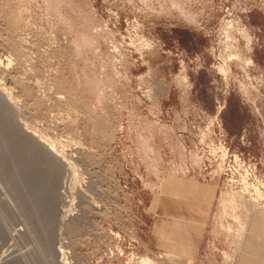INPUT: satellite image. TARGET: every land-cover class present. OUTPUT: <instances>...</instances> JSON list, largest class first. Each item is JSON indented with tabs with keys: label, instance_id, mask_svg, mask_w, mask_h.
I'll use <instances>...</instances> for the list:
<instances>
[{
	"label": "rangeland",
	"instance_id": "obj_1",
	"mask_svg": "<svg viewBox=\"0 0 264 264\" xmlns=\"http://www.w3.org/2000/svg\"><path fill=\"white\" fill-rule=\"evenodd\" d=\"M0 102L61 175V264H193L152 231H192L195 194L202 255L235 264L264 212V0H0ZM5 128L0 264H56Z\"/></svg>",
	"mask_w": 264,
	"mask_h": 264
},
{
	"label": "bare ground",
	"instance_id": "obj_2",
	"mask_svg": "<svg viewBox=\"0 0 264 264\" xmlns=\"http://www.w3.org/2000/svg\"><path fill=\"white\" fill-rule=\"evenodd\" d=\"M236 59V58H235ZM251 64V63H250ZM247 65V64H246ZM220 70H224V67L223 68H220ZM11 97V96H10ZM1 103V102H0ZM9 103V102H8ZM2 124H4V127L6 126V130L7 132L10 133V136L12 139V142L15 143H18V145L21 144V146L31 152L33 155H34V162H32V160H25V161H20L19 164L21 165L20 167L22 168H29L28 166H34L33 168H31L29 171H26L24 172V177H20L18 179V183L20 185V194H21V200L23 198V202L26 204L25 207H22L23 208H26V206L30 207L31 211L33 212V215L39 220V226H40V229L42 230L41 231V235L43 236V240H44V247L50 252H52L54 255L53 257L56 258V264H61L60 263V259L59 257L61 258L62 256L60 255L59 256V253H61V251L58 250V248L56 247V251H55V246H54V240L56 238V235H55V232H53V227H55V223L57 222V219L59 217V215H62L61 212L63 209H60L58 204L61 203V201L63 202L66 198V196L64 197V195L66 194H62L63 193V190H62V193L61 191H58L59 188L58 187V178H61V175L59 174V171H58V175L57 176V170L56 171H53V168L54 166L53 163H51V160H50V157L51 155H49L46 150H42V146L38 144L39 141H35L32 140L30 138V134H32L30 131L29 133H27V131H25V129L21 128V126L15 122L14 118H11L9 116V112L8 110L2 106L0 104V126H2ZM25 128V127H24ZM38 136V135H37ZM41 141V139H40ZM43 142V140H42ZM46 143V142H45ZM7 141L5 142L4 140H0V145L1 146H5L7 145ZM41 148H40V147ZM47 149H50V150H53L52 148H47ZM51 153V152H50ZM55 153V152H54ZM0 154H2L0 152ZM53 154V152L51 153ZM57 155V154H56ZM56 155H54L53 158L56 157ZM58 157V156H57ZM56 157V158H57ZM59 158V157H58ZM52 159V158H51ZM39 160L43 162H46L47 164H49L51 167V172L49 173L48 175V178H47V181H46V184L43 185V181H38L39 179V175L41 174L39 172V167L37 165H39ZM65 161V160H64ZM63 162V160L61 161ZM65 163V162H64ZM63 164V163H62ZM65 164H68V163H65ZM69 165V164H68ZM61 168L62 165H60ZM70 166V165H69ZM68 166V169H70ZM42 168V167H41ZM57 168V167H56ZM55 169V168H54ZM66 170L67 169H64L65 173H66ZM41 171V170H40ZM42 171L44 172V170L42 169ZM47 171V170H45ZM70 171V170H69ZM61 172V171H60ZM45 173V172H44ZM43 173V174H44ZM47 173V172H46ZM63 175V174H62ZM43 177V176H42ZM46 178V177H45ZM61 181V179H59ZM16 181H17V178H16ZM44 181V182H45ZM60 183V182H59ZM63 184V183H62ZM67 184V182H66ZM61 185V183H60ZM59 185V186H60ZM179 184H177V187H178ZM64 186V185H62ZM67 187V185H65ZM69 186V185H68ZM181 187V185L179 186V188ZM65 188V187H64ZM70 188V187H69ZM68 188V189H69ZM62 189V188H61ZM67 189V188H66ZM65 191V190H64ZM67 192V191H66ZM61 193V194H60ZM41 195H44V202L43 204H45L43 206V209L39 207V199H40V196ZM65 198V199H64ZM43 199V197L41 198ZM20 200V199H19ZM60 201V203H58ZM66 201V200H65ZM23 203V204H24ZM22 204V203H21ZM20 204V205H21ZM61 205V204H60ZM22 206V205H21ZM20 206V207H21ZM27 207V208H28ZM61 207V206H60ZM62 208V207H61ZM30 209H26V210H29ZM24 211V209H23ZM28 211V212H29ZM39 211H41V214H38L40 213ZM31 212V213H32ZM30 213V214H31ZM28 215V214H27ZM34 218V217H33ZM61 218V217H60ZM59 218V219H60ZM36 227V226H34ZM57 234V233H56ZM59 235V234H58ZM60 237V236H59ZM39 238V237H38ZM58 240V239H57ZM60 241V239H59ZM58 241V242H59ZM56 245V243H55ZM40 249V248H39ZM62 249V248H61ZM46 250V251H47ZM63 250V249H62ZM37 251V250H35ZM13 252V251H12ZM64 252V251H63ZM23 253V252H22ZM51 253V254H52ZM48 254V253H47ZM63 255V254H62ZM9 256V255H7ZM14 256V255H13ZM35 257V255L33 256ZM38 257V256H37ZM40 257V256H39ZM48 257H50L48 255ZM10 258V257H9ZM8 258V259H9ZM14 258V257H12ZM16 258V257H15ZM27 258V257H26ZM45 258V257H44ZM63 258V257H62ZM50 259V258H49ZM48 259V260H49ZM14 260V259H13ZM27 260V259H26ZM18 261V260H17ZM21 261V259H20ZM39 261V260H38ZM47 261V259H46ZM51 261V260H50ZM55 261V259H54ZM12 262V261H11ZM48 262V261H47ZM62 262V261H61ZM142 264H150V260L149 259H143L142 261ZM25 263V262H24ZM29 263V262H28ZM53 263V262H52ZM12 264V263H11ZM19 264V263H18ZM21 264V263H20ZM33 264V263H32Z\"/></svg>",
	"mask_w": 264,
	"mask_h": 264
},
{
	"label": "crops",
	"instance_id": "obj_3",
	"mask_svg": "<svg viewBox=\"0 0 264 264\" xmlns=\"http://www.w3.org/2000/svg\"><path fill=\"white\" fill-rule=\"evenodd\" d=\"M179 189V188H178ZM183 193H189L188 188L180 187ZM177 196V195H176ZM213 201L212 194L204 196L201 194L193 195V230L175 232L170 228L154 227L152 234L153 245L157 249H176L181 256L193 257V264H225V261H218L208 256L204 257L201 253V247L204 239L205 228L201 223L204 219V207ZM204 205H203V204ZM179 203H176V208ZM175 207V205H174ZM181 207V206H180ZM166 210V205L164 206ZM187 217H185L186 219ZM167 220V219H166ZM168 223V221H166ZM167 226V224H166ZM160 238L166 240L162 241ZM176 243V244H175ZM235 264H264V212H257L252 219L243 238V243Z\"/></svg>",
	"mask_w": 264,
	"mask_h": 264
},
{
	"label": "built area",
	"instance_id": "obj_4",
	"mask_svg": "<svg viewBox=\"0 0 264 264\" xmlns=\"http://www.w3.org/2000/svg\"><path fill=\"white\" fill-rule=\"evenodd\" d=\"M163 257H164L163 254H158L157 255L158 260H161Z\"/></svg>",
	"mask_w": 264,
	"mask_h": 264
}]
</instances>
